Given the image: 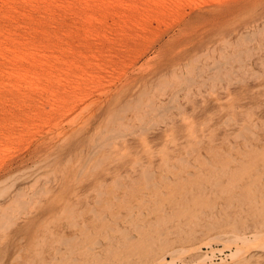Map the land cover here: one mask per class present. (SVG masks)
Wrapping results in <instances>:
<instances>
[{
    "label": "rangeland",
    "instance_id": "rangeland-1",
    "mask_svg": "<svg viewBox=\"0 0 264 264\" xmlns=\"http://www.w3.org/2000/svg\"><path fill=\"white\" fill-rule=\"evenodd\" d=\"M247 35L249 37H246ZM225 37L226 40L232 42V45H237V47L235 48L231 45L227 46L223 51L220 50L223 46L222 39ZM23 43H25V45ZM208 49H210L209 51L211 52L209 53L210 56L214 58L218 57V59L223 60V54L228 52V58H232L231 61L234 65L238 66L239 60L245 61L247 64L246 72L241 70H238L237 73L228 71L229 77L223 76L225 79L217 90L219 96L223 97L221 103H233L235 106L234 109L230 111H227L226 109L221 111L218 109L220 106H217L213 101H210L209 104L206 105V110L199 108L196 113H193L198 128L197 134L200 135L199 128L202 123L208 122V126L205 128L203 134H213L211 139L202 136L201 141L193 140L187 136V127L180 124L177 120L176 126L173 128V134L178 140L174 144L166 141L167 138L170 139L168 136V134L171 133L169 129L166 132H163L161 131L162 129L156 128L155 131L152 129L146 134L147 141H150L149 147L154 149V162L151 164V167L147 166V157L143 154L140 146L134 147L133 145L132 152L127 154L125 151L126 149L122 144L120 145V150L124 151L120 153H123L125 157L119 158L112 154L111 159L107 161L105 170L102 171L93 166V169H91V165L89 164L91 171L86 168L84 172H78V164L86 160L88 154L86 156L85 154L93 145L96 137L95 135L97 134L94 133L92 138H87L82 144H79L80 141L76 139L71 142H65L66 139H64L62 145L64 147L68 146L67 148H69V150L63 152L55 165H58L59 170H63L67 168V166L69 167L68 164H70L72 168L67 180L61 182L64 183V185L60 184L56 188H53L57 191L62 189L69 192L67 199H69V203L72 206H75L76 204V207L80 208L89 203L87 206L89 207L94 204V194L92 195V192H89V188H84L83 186L78 185L80 181L86 178L88 180L89 177L97 176L108 170L110 172L107 173L106 180L111 184L112 176L116 173L131 172L133 175H138L133 181L134 185H131V187L133 186V188L137 190L142 183L147 182L144 176L146 173L144 171H152V169L156 171L155 179L160 183H165V180H162L160 175L162 176L166 174L173 180H180L178 177L179 173H177L176 170L172 171L163 168L164 166L158 156V149L166 144L165 146L169 148L167 151L168 156H171L173 163H176L177 159L182 154H185V149H190L192 146H195L196 150L199 149L207 158L198 157L196 160L193 155L185 156V158L188 159L190 157L191 161L194 160L193 162L197 165V173L200 174L197 179L198 181L200 180L201 175L203 176V178L201 177V181L203 182L209 174L211 179L204 183L207 184L205 190L203 189V186H200L201 190L198 189V192L201 193L198 198H201L202 200L197 201L198 204H195V207L197 206L196 210H194L191 215L189 214L186 218L181 219L178 222L177 220H174L175 218L172 219L171 214L169 213V218L163 222L162 227L165 226L171 228L170 231H173L172 234L167 235L166 237L164 236L165 240L160 243L157 239L146 240L142 236H137L136 232L131 231V234L133 235L132 238L116 236L114 237L115 239H110L111 244L109 246L105 245L106 242L103 237L88 238L86 244L93 246L92 242L94 240L103 242L102 248H96L95 250L96 254L103 255L102 264H118L120 262H124V264H148L138 262L140 260L139 256L143 254V252V257L147 256L151 251L150 249L155 247L156 243L165 247L167 243L166 239L174 243L178 249H183L184 247L187 249L196 244L198 246V249L195 251L187 249L186 252H179L178 254L181 253V256L174 264H186V262L188 264V262L193 260L198 253L205 255L206 252V255L212 259L211 262L214 264H233V259H231L228 254L234 251L237 244V246L241 244L239 237L241 238V235H245L248 239H254L252 232L254 228H257V223H264V212L262 213L256 206H252L247 201V198H251V196L248 195L244 187L239 184L240 177L239 174H237L241 171V168L244 167V165H248L251 156H242L236 153V149L240 147L243 140V137H237L236 133L239 130L242 131L241 126H243V122L248 123V121L251 125L249 128L250 131L247 129L242 132L245 133V137L249 139L254 146H259V151L264 148V0H0V64H2L0 66V89L4 94L2 101L0 102L5 104L8 101L7 99H10L6 105H9L11 109L10 114L8 115L9 117L7 116L8 119L3 120V116L0 115V155L2 159L6 158L11 160L16 157V159H21V163H24V161L27 163H24V166L26 167L23 165L21 166L20 162L14 163L13 167H15H12L14 172L12 169L10 172L8 171L9 174L7 171L1 172L0 176L2 175L3 177L1 176L0 180L7 175H11L6 180L5 184L10 185L12 181H17V184H21L23 181L22 177L29 173L28 169L32 167L38 168V166L35 165L36 162L46 154L44 153L47 146L45 143H43L44 146H42V144L40 148L35 150L36 152H34V154H29L30 147L26 149L25 143L29 141L27 136L28 133H26L25 130H21L23 123L21 118L25 121L27 112H31V115L33 114L31 108H29L33 105V98L34 100H37L40 99L39 96H41L43 102L47 101L49 93L51 92H49V90L55 88L52 83L58 80L60 83H57L64 85V87L61 86L59 92L62 93L61 97H63V95L66 96L67 101H63V108L60 107V111L61 109H63L62 111L68 110V104L80 102L78 97L75 99L67 97L76 95L74 92L78 93L81 89H83V92H90V95L93 94V96H96L93 97L96 100V104L93 105V107L102 106V110H109V108H104L108 106L106 100L110 99L113 96L112 94L121 90L123 86L132 87L133 89L128 92V98L135 95V93H137L135 92L137 88L134 84L137 80L142 78L144 73L146 77L148 74L151 76L152 70L155 69L161 70L164 73H170V66L175 64L176 67L179 68V71L188 74L185 65L188 60L204 53V51H207ZM234 53H240V55L236 58ZM19 55L21 56L19 57ZM56 56L59 58L58 61ZM19 58L22 59L20 60ZM46 59L49 60L47 61ZM51 59H53V67H50L49 61H51ZM146 59H150V61H146ZM142 62L143 64H141ZM27 63H29L31 67H29ZM45 63H47V65H45ZM97 64H100V66H97ZM146 67L149 68L147 69ZM141 68H146L147 70L145 71ZM219 75H224V73H220ZM88 80L92 82L90 83ZM2 81L4 82L2 83ZM180 81L174 83L176 87L177 85L180 87ZM117 82L119 83L117 84ZM152 82L154 84L156 83L151 79V83ZM10 85L15 88L10 87ZM18 86L21 92L18 91L19 89L16 91ZM5 87H8L9 89L7 88V90ZM226 89L232 93V99L229 101L226 100ZM22 91L23 93L28 94V99L25 100L27 103L22 100ZM6 92H8V94ZM54 92H56V89H54ZM81 92L79 93L80 96L84 97ZM108 93L111 97H106L108 98L106 99L105 96L108 95ZM162 95L164 94L162 93ZM19 96H21V99ZM124 96H126V93ZM153 96L165 99V101L168 100L166 98L167 95L161 97L159 91H156ZM154 97L150 96V99ZM206 97L210 99V96L207 93ZM3 99L5 100L3 101ZM82 100L84 101V98H82ZM113 100L111 102H113ZM11 101H14V103L16 101L22 103L21 110L24 112L23 116L18 114L12 118V115L17 112L18 109L13 107L14 103ZM97 101L100 102L97 103ZM121 101L123 102V98L120 102H117V105L120 106L122 103ZM197 101L200 102L198 99L196 102ZM102 103L104 105H102ZM185 104L186 102L184 101L183 105ZM42 106L46 108V111L50 110V107L45 103ZM117 107L111 109L114 110ZM187 107L189 108L190 105H187ZM102 110L100 113H96V118L90 123L87 131L93 132L96 126L95 124L98 123V121L106 122L105 118L111 115V113L107 114ZM170 110L174 113L173 107H171ZM75 112L71 113L66 120L73 118ZM88 112L90 111H83L82 116L88 114ZM186 112L190 113V108L189 110H186ZM228 113H231L236 117L235 122H226ZM175 115H178V112L175 113ZM31 117L33 116L28 118ZM42 118L44 122L41 124H43V126L41 128L34 126L30 131H46L53 127V123H47L49 120L46 117ZM19 119L20 121L17 122ZM28 122L31 123L29 119ZM255 124L258 127L254 129ZM2 126L5 128L3 127L2 129ZM253 130L259 133L258 135L260 138L257 139L258 141L252 139ZM103 132L104 130L102 131V134ZM31 137L33 136L30 135V139ZM131 137L129 140H131ZM134 139V141L139 142L136 138ZM55 140H57L56 136ZM80 145L83 149V156H80L79 159L75 156L77 154L76 150ZM208 147H211L212 150L209 153L206 152ZM220 148H224V151H221L220 153L221 158L217 159V157H214L215 154L213 153V150ZM9 149H11L12 153ZM192 150L193 149H191L190 152H192ZM226 151H230V154L236 156L237 162H229V157L225 155ZM28 154L30 158H28ZM25 157L26 159H24ZM205 159L211 162L220 160V162L228 164L233 171V174H235H228L226 176H218L215 178V173L211 174V167L203 165L205 164ZM111 160L115 161L113 162ZM134 160H138L139 164L136 166L134 165V168H132L131 165ZM90 161L93 162L94 159L91 158ZM32 162L34 163L33 166H28L29 164H32ZM17 165H19V168L16 167ZM60 165H62V168ZM35 168L34 170H36ZM231 175L233 176L230 177ZM19 180L22 181L20 182ZM41 180L43 181L44 179L42 178ZM244 180H246V178ZM217 181H221V185L215 186ZM167 184L168 185L166 186H172L173 188L176 187L172 183ZM78 186L84 189L82 190L78 188ZM111 187L113 186L111 185ZM197 187L198 186H195V188ZM71 190L74 192L78 191L80 194L83 193L82 197L76 200L74 198L75 195L70 193ZM142 190H146V188L141 189V191ZM215 192L217 194H215ZM236 194H239V196H236ZM193 195H195V193ZM188 196L192 200L196 199L192 197V194H189ZM64 199L67 200L65 196ZM192 200L188 203H192ZM64 204L65 203H61L60 205L64 206ZM199 208H202L204 211L199 212ZM251 208H253L254 211L256 209V212L249 215ZM121 211L127 215L132 210L128 211V209L126 210L124 207ZM45 212L43 215L39 213V216L36 219L32 218V223L26 228L22 241H20V238H7L5 240L0 238V257L3 256L2 259H0V264H15L20 260H22L20 262L26 261V255H28V258H34V255H39L43 262L45 261L48 264H55L57 261L53 259V256L60 258V253L56 252L54 248L60 246L61 249H65L64 251L70 249L72 242L65 244L54 240L59 238V233L62 228L61 226H57L58 223L56 220H53V217L50 216L51 211L46 210ZM194 213L199 215V218L196 219V216L193 218L192 215H195ZM214 214L218 217L229 215L232 218L227 221V225H222V232L219 237L216 238L217 240L214 239L209 241L211 244L208 246L204 244L208 239L210 240L208 234L215 233L216 231L218 232L219 230V227L208 228V225L206 224L211 220L209 217ZM205 217L207 218L205 219ZM47 220L50 223H48ZM117 221L124 227L128 226V224L125 223V219L123 220L122 218H119ZM114 222L115 219L110 218L108 224ZM46 224L50 231L51 237L49 238L54 239L53 241H45L43 243L40 239L35 246L33 240L36 235L39 236L40 234L41 236H46L49 234V231L44 230ZM11 231L12 230L9 232L11 233ZM66 231V234L68 235L72 233V230L68 228ZM197 231L198 233H195ZM232 234L235 238L231 236ZM236 235H239L237 237L238 239L236 238ZM157 237L160 238L159 236H156V238ZM229 238L231 239L229 240ZM223 239L229 241L226 243ZM143 240L146 241L143 242ZM220 240L224 243H221ZM231 240L236 243H231ZM19 244H21L23 250L18 248ZM82 245L83 243H80V248L82 249H80L79 252H75V256L81 255V252L85 254L86 250ZM243 248L244 247H242L243 255L241 254V257L244 258L245 256L250 259V261H240L237 264H264V248ZM219 249H222L221 252L218 251ZM69 251H71V249ZM21 254L22 256L20 257ZM162 254L167 260L171 259L169 253L162 251ZM81 256L83 257L82 260H84V256ZM22 258H25V260ZM86 258L89 260L87 256ZM156 262L157 261L154 260L151 264H159ZM206 263L210 264L209 261ZM37 264L43 263L38 262Z\"/></svg>",
    "mask_w": 264,
    "mask_h": 264
},
{
    "label": "bare ground",
    "instance_id": "bare-ground-1",
    "mask_svg": "<svg viewBox=\"0 0 264 264\" xmlns=\"http://www.w3.org/2000/svg\"><path fill=\"white\" fill-rule=\"evenodd\" d=\"M124 15H126V14H124ZM90 26H92V25H90ZM116 33H118V32H116ZM245 34H246V32H245ZM246 37H249V36L247 35ZM23 44L25 45V43H23ZM222 44H223V46L220 48V50L223 51L226 49L227 46H231L232 42L226 40V37H225L222 39ZM232 46H234L235 48L237 47V45H232ZM19 47H21V46H19ZM152 50H150V51H152ZM209 50L210 49H208L207 51H204V53H201L198 56H195L194 58L188 60L187 64H185L187 67V70H188V74L187 73L185 74L184 72L179 71V68L176 67L175 64H172L170 66V73H167V72L164 73L163 71L156 70V69L152 70V72H151L152 75L150 74L151 76H149V74H148L146 77L144 75L145 74L144 73L142 78L137 80L136 83L134 84V86L136 85L137 90L135 92H137V93H135V95L131 96L130 98H128L129 95H127V94H128V92L132 91L133 89H132V87L130 88V87H124V86L121 90H118V92H115V94H112L113 95L112 97H111V95H109L110 92L108 93L109 96L104 95L105 98L111 97L110 99L106 98V99H108V100H106L108 106L104 107V108H109V110L107 109L108 112H107V110H102L103 109L102 106L93 107V105L96 104V100L93 97H96V96H93V94L90 95L91 94L90 92L89 93H87L86 91L83 92V89L79 90L78 93L74 92L76 95H72L70 97H67L70 99H73V98L75 99L78 97V99H80L79 103L68 104V108H69L68 110L62 111L63 109H61V111H60L59 110L60 107L63 108V105H62L64 103L63 101L64 100L67 101V99H66V96H64V95H63V97H61L62 93H60L59 91L61 90V86L64 87V85L59 84L60 81H58V80L56 82L52 83V85L55 87L54 89H56L57 93L54 92L53 88H51L49 90V92L50 91L51 92L49 93V97L47 98L46 102H43V98L41 96H39L40 99H37V100L36 99L34 100V98H33V101H32L33 105H31L29 107V108H31L33 114L31 115V112H27V116H26L25 121H23V118H21V120L23 122L22 126H21L22 127L21 130L22 131L25 130V132L28 133L27 136L29 138V141L25 142V143H26V149L28 147H30L29 148V152H30L29 154H31V153L34 154V152H36L35 150L40 148V146L43 143H45L47 146H46L45 151L44 150H41V151H44V153H46V154L41 159H39L38 161L34 159L35 161H37L35 165L38 166V168L37 167L36 168L35 167L29 168L28 169L29 173L26 174V176H23L22 177L23 179L21 178L23 180V181L21 180L22 181L21 184H17L16 183L17 181L16 182L12 181V183L10 185L5 184L6 180L11 176V175H7V172L8 171L10 172V170L13 167V164L20 162L21 159L20 158L16 159V157L12 158L11 160L6 159V158L2 159V157L0 155V173L7 171L6 172L7 176H5L3 179L0 180V238H2V240H5L7 238H12V239L20 238V241H22L23 235L26 232V228H28L30 226V224L32 223L31 222L32 218L36 219V218H38L39 213H41L43 215V213L46 210H48V211H51L50 216L53 217V220H56V222L58 223L57 226H61V228H62L61 232L59 233V238H57V239L49 238V237H51L50 231H49L48 225L46 224L44 230L49 231V234L46 236H41L38 233L39 236L36 235L34 237L33 244L36 246V243H38V240H40V239L42 240V243L45 241H53V239L55 241H58L59 243H65V244L68 242H72L70 245L71 251H69L70 249H68V251H64L65 249H61L60 246L57 248H54L56 252L60 253V258L53 256V259L55 261H57V262H55V264H102L103 255L96 254L95 250H96V248H102L103 242L99 241V240H94L92 242L93 246L92 245L89 246L86 244L87 243L86 240H88V238L103 237V239H105V242H106L105 245L109 246L111 244L110 239L112 238V240H113V239H115L114 237H116V236H122L125 238H132L133 235L131 234L132 233L131 231L136 232L137 236H142L146 240L157 239L158 241H160V243L165 240L164 236L166 237L167 235L172 234L173 231H170L171 228L165 227V226L162 227L163 222L169 218V216H168L169 213L171 214L172 219L175 218L174 220H177L178 222L181 219L186 218L189 214L191 215V213L194 212V210H196L197 206L195 207V204H198L197 201L202 200L201 198H198V196L201 195V193L198 192L199 190H201L200 186H203V189L205 190L207 184H204V183L210 181V179H211L210 174H209V176H206L204 174L206 176V180L204 182L201 181L203 178V176L201 175L200 180L198 181L197 179H198V176L200 174L197 173L198 172L197 171V169H198L197 165L193 162L194 160L191 161L190 157L188 159L185 158V156H192V155L196 158V160L198 157H205V155L199 149L196 150L195 146H192L190 149H185L184 150L185 154H182L177 159L176 163L175 162L173 163V161H172L173 159L171 158V156L170 157L168 156L167 151L169 148L165 146L166 144L164 146H162L160 149H158V153H159L158 156L161 159L162 165L164 166L163 168H166L168 170L170 169L172 171L176 170L177 173H179L178 177L180 178V180H173L172 178H169V175L166 174V175H162V176L160 175V178L162 180H165V183L164 182L160 183L158 180L155 179L156 171H154V169H152V171H149V170L144 171L146 173V175H144V176H145L147 182L142 183V185L137 190L134 189L133 186L131 187V185L133 184V181L138 177V175H135V174L133 175V173H131V172L130 173H116L114 176H112V183L111 184L109 182H107V180H106L107 179V173L110 172L108 170H107V172L105 171L106 173L104 172V173H101L97 176L89 177L88 180L86 178V179L82 180L83 182L80 181L78 183V185H81L84 188H89L90 189L89 192H92L91 193L92 195L94 194L93 195V203L94 204H92L89 207H87L89 203H87L86 206H82L80 208H77L76 204H75V206H72L69 203V199H67V195L69 194V192H67L66 190H62V189H59L57 191L53 188V187L56 188L60 184L64 185V183H61V182L63 180L64 181L67 180V178L69 177V174L71 172V168H72L71 165L68 164L69 167L67 166V168H65L63 170H59L58 165H55V164L57 163L59 157H61L63 152L69 150V148H67L68 146L64 147L62 145V142H64V139H66L65 142H68V141L71 142L72 140L76 139V140L80 141L79 144H82V142H84V140H86L87 138H92L94 133H96L97 135H95L96 137L94 139L93 145L90 147V149L85 154V156L88 154L86 156V160L83 159L84 161L80 162V164H78V167H79L78 172H82V171L84 172V170L86 168H88V170L91 171V169H93V167L97 168V169H101L102 171L105 170V166L107 164V161L109 159H111L112 154L118 156L119 158L125 157V155L123 153H120V152L124 151V150L123 151L120 150V148H121L120 145H122V144L124 145V148L126 149L125 151L127 152V154L132 152L131 150L133 149L132 148L133 145H134V147L140 146L143 154L147 157V159H146L147 166L151 167V164L154 162V159H153L154 158V156H153L154 149L152 147H149L150 141L149 140L147 141L146 134L149 132V130L154 129V131H155L156 128L162 129L161 131H163V132H166L169 129V131L171 132L170 134H168L170 139L167 138L166 141L174 144L178 140V138L173 134V128H175L177 120L180 122V124L185 125V127H187V129H186L187 130V136L192 138L193 140L201 141L202 136L206 137L207 139H211L213 134H211V133H209L208 135L203 134L205 132V128L208 126V122L202 123V125L199 128L200 135L197 134L198 128H197V123L195 120V115L193 113H196L199 108L206 110V105L209 104L210 101H213L217 106H220L218 109L221 111L225 110V109L227 111L234 109L235 106L233 105V103H229V102H227L225 104L221 103V100L223 97L219 96L217 90L219 89L218 87H220V85H222L223 80L225 79L223 76L229 77L228 71H231L233 73H237L238 70L246 72L247 64L245 61L239 60L238 66L234 65V63H232V61H231L232 58H228V54H229L228 52L223 54V57H224L223 60L218 59V57L214 58V57L210 56L209 53H211V52ZM234 55H236V58H237L238 55H240V53H234ZM20 56L21 55H19V57ZM145 56H148V55H145ZM56 58H58V56H56ZM46 60L48 61L49 59H46ZM52 60L53 59H51V61H49L50 67H53V65H54ZM58 60H59V58L57 59V61ZM23 61H24V59H23ZM146 61H150V59H148V60L146 59ZM27 64L29 65V63H27ZM141 64H143V62ZM1 65L2 64H0V66ZM45 65H47V63H45ZM74 66H76V65H74ZM97 66H100V64H97ZM102 66H105V65H102ZM22 67H24V66H22ZM29 67H31V66L29 65ZM135 67H136V65H135ZM141 67H142V65H141ZM146 68L145 69L141 68V69H144L146 71L149 67L147 69ZM16 70H17V68H16ZM48 70H50V69H48ZM127 70H129V69H127ZM125 72H126V70H125ZM139 72H140V70H139ZM131 73H132V71H131ZM220 73H224V75H219ZM9 74H10V72H9ZM244 74H246V73H244ZM151 79H153L156 83L155 84L153 82L151 83ZM69 81H70V79H69ZM178 81H180V87H178V85L176 87L174 84V83H177ZM3 82L4 81H2V83ZM57 82H59V83H57ZM88 82L91 83L92 81L88 80ZM118 83L119 82H117V84ZM15 84H13V85H15ZM69 84H71V83H69ZM72 84H74V83H72ZM4 85H6V84H4ZM20 86H21V84H20ZM134 86H133V88H134ZM10 87H14V86L10 85ZM22 87H23V85H22ZM93 87H96V86H93ZM112 87H114V86H112ZM17 89H19V86H18V88H16V91H17ZM18 91H20V89ZM108 91H109V89H108ZM156 91H159V94L161 95V97L164 95H167L166 98L168 100L165 101V99H161L160 97H154L153 95ZM80 92L84 95V97L80 96V94H79ZM6 93L8 94V92H6ZM125 93H126V96H124ZM162 93L164 95H162ZM206 93L209 94L210 99H208L206 97ZM226 93H227L226 94L227 95L226 100L229 101L230 99H232V93H230V91L228 89H226ZM122 94H124V95H122ZM3 95L4 94L2 93V90L0 89V98H1L0 101H2ZM5 96L8 97L7 95H5ZM21 96H22V100H24V101L26 99H28V94L23 93V91L21 93ZM21 96H19L20 99H21ZM150 96H152L154 98L150 99ZM82 98H84V101L82 100ZM100 98L102 99L101 96H100ZM122 98H123V102L121 101L122 103L120 104V106L117 105V102H120V100ZM147 98H148V100H147ZM156 99H157V101H156ZM197 99L200 100V102H198V101L196 102ZM4 100L5 99H3V101ZM7 100L9 101L10 99H7ZM85 100H86V102H85ZM112 100H113V102H111ZM144 100H147V101H144ZM8 101L5 104L0 102V115L3 116V117L1 116L3 120L8 119L7 116L10 114V110H11L10 106L6 105V104H8ZM74 101H76V100H74ZM184 101L186 102L185 105H183ZM11 102L14 103V101H11ZM99 102L97 101V103H99ZM44 103L50 107L49 111H46V108L44 106H42V105H44ZM82 104H84V105H82ZM102 105H104V104L102 103ZM187 105H190V107H189L190 113L186 112V110H189ZM13 107L18 109V111L12 115V118L18 114L23 116L24 112L21 110L22 103L16 101L14 103ZM114 107H117V108L114 110L111 109ZM171 107L174 108V113L171 112V110H170ZM101 110L107 114L111 113V115H109L105 118L106 122L98 121V123L95 124L96 126H95V130H93V132L87 131L90 123L96 118V113H100ZM83 111L84 112L90 111V112H88V114L82 116ZM60 112H62V113H60ZM73 112H75L74 117L70 118V120H66L70 116V114ZM177 112H178V115H175V113H177ZM236 112H238V111H236ZM43 114H45V115H43ZM30 116H33L34 118L33 117L28 118ZM42 117H46L49 120L47 123H49V122L53 123V125H52L53 127L49 128L46 131H40V130H38V131L37 130H34V131L31 130L30 131V129L34 126L38 127V128H41L43 126V124H41L42 122H44ZM28 119L31 121V123L28 122ZM19 121H20V119L17 120V122H19ZM235 121H236V117L233 114L228 113V117L226 119V122H235ZM6 122H7V120H6ZM11 122H13V121H11ZM250 126L251 125H250L249 121H248V123L243 122V126H241V129H242V131H246L247 129L250 131V129H249ZM3 127L4 126H2V129H3ZM257 127L258 126L255 124L254 129ZM103 130H104V132L102 134ZM242 131L239 130L236 133L237 137H243V140L241 142L240 147L236 149L237 150L236 153L239 155H242V156L247 155V156H249V157L251 156V157H250L248 165H244V167L241 168V171H239V173H237V174H239V177H240L239 178L240 179L239 184L242 185L244 187V189L246 190V193L251 196V198H247V201L252 206H254V207L256 206L257 209H259L263 213L264 212V148H262L259 151V149H260L259 146L258 145L254 146L252 144V142H250V140L245 137V133H243ZM12 132H14V131H12ZM258 134H259L258 132L253 130L252 131V139L253 140L256 139V141H258L257 139L260 138V136ZM30 135L33 136V137H31V139H30ZM55 136L57 137V140H55ZM130 137H131V140H129ZM134 138L139 140V142L134 141L135 140ZM52 140H53V142H52ZM224 141H226V140H224ZM20 143H23V142H20ZM196 143H199V142H196ZM189 144H190V142H189ZM42 146H44V144ZM80 147H81V145H80ZM80 147L76 150V153H77L75 156L76 158L83 156L82 155L83 149H82V147L81 148ZM26 149H25V151H26ZM191 149H193L192 152H190ZM9 151L11 152V149H9ZM211 151H212L211 147L210 148L208 147L206 149L207 153H209ZM221 151H224V148L213 150V153L215 154L214 157H217V159H220L221 158L220 157ZM229 152L230 151L225 152V155L227 157H229L228 161L229 162H237L236 156H233ZM0 154H1V152H0ZM14 154H11V155H14ZM29 154H28V156H29ZM131 155H133V154H131ZM10 157H8V158H10ZM12 157H14V156H12ZM28 158H30V156ZM91 158L94 159L93 162L90 161ZM205 158H207V157H205ZM24 159H26V157ZM111 161H113V160H111ZM33 162H32V164H29L28 166H30V165L33 166V164L35 163V162L34 163ZM24 163H25V161H24ZM24 163L20 162L21 166L22 165L24 166ZM25 164H27V163H25ZM89 164L91 165V169H90ZM137 164H139V161L134 160L131 167L134 168V165L136 166ZM203 165L204 166L207 165V166L211 167V174L215 173L214 174L215 178H217L218 176H224V175L226 176L228 174H233V171L230 169V166L226 163L220 162V160L211 162V161L205 159V164H203ZM18 166L19 165H17L16 167H18ZM60 166L62 168V165H60ZM24 167H26V166H24ZM34 168L36 170H34ZM24 169H26V168H24ZM13 170L14 169H12V171ZM144 170H146V169H144ZM28 171H25V172H28ZM218 171H220V172H218ZM9 172H8V174H9ZM50 172H52V173H50ZM216 172H218V173H216ZM18 174H16V175H18ZM233 175H231L230 177H232ZM42 178L44 179L43 181L41 180ZM245 178H246V180H244ZM78 180H80V179H78ZM170 181H173V182H170ZM167 183H169V184L172 183L176 187L173 188L172 186L171 187L166 186V185H168ZM222 184H224V183H222ZM111 185L113 187H111ZM219 185H221V181H217L215 186H219ZM195 186H198V187L195 188ZM78 188H80L82 190L84 189V188L79 187V186H78ZM143 188H146V190L141 191V189H143ZM194 188H195V190H194ZM84 192H86V191H84ZM196 192H198V193H196ZM70 193H72V195H75L74 198L76 200L80 199L82 197V194H83V193L80 194V192H78V191L74 192L72 190L70 191ZM194 193H195V195H193ZM148 194H150V195H148ZM189 194L190 195L192 194V197L196 198V199L192 200L188 196ZM215 194H217V193L215 192ZM64 196L66 197L67 200L64 199ZM236 196H239V194H236ZM191 200H192V203H188ZM61 203H65L64 206H61L60 205ZM252 206H250V207H252ZM124 207L126 210L128 209V211H131V210L132 211L129 212L127 215H125L121 211ZM199 209H200L199 212L204 211L202 208H199ZM255 212H256V209L254 211L253 208H251V212H249V215H251ZM195 216H196V219L199 218V215H196V214L192 215L193 218ZM110 218L115 219V222L108 224L110 222ZM119 218H122L123 220L125 219V223L128 224V226L124 227L121 223H119L117 221V219H119ZM206 218L207 217H205V219ZM209 218L212 221L210 220L209 222L206 223L208 225L207 227L208 228L219 227V230H218V232L216 231L215 233L208 234V237L210 238V240L208 239V241H206L204 243L208 246L211 244V242H209V241H212V240L219 237L220 233L222 232L221 231L222 225H227V223H228L227 221L229 219H231L232 217L229 215L218 217L216 214H214V215L210 216ZM48 223H50V222L48 221ZM257 224H258L257 228H254V230L252 232L254 239H250V238L248 239L245 237V235H241L242 237L241 238L239 237V239L241 240L240 241L241 244H239V246H237L238 245L237 244L235 246V248L233 247L234 251L231 252L230 254H228V256H230L231 259H233V264H237L240 261H246V262L250 261V259H248L245 256H244V258L241 257L242 247H244L246 249L247 248L249 249L251 247L252 248H254V247L264 248V223L259 224V222H258ZM34 228H35V226H34ZM67 228L72 230V233H70V235L66 234ZM130 228H132V229H130ZM10 230H12L11 233L9 232ZM195 233H198V231ZM32 235H34V234H32ZM156 236H159L160 238H158V237L156 238ZM231 236H233V234ZM238 236L236 235V238ZM233 237L235 238V236H233ZM226 239H227V237H226ZM226 239H223V241L227 243L231 238H229V240H227V241H226ZM146 240H143V242ZM166 240H167V243H166L165 247H162V246H160V244L156 243L155 247H152L150 249L151 251L147 256L143 257L144 252H143V254H141L139 256L140 260L138 262H144V263L151 264V263H153L154 260H156L157 261L156 263H159V264H174L176 262V260L181 256V253L178 254L179 252H182V251L186 252L187 249L188 250L190 249L192 251H195L198 249L197 244L193 245L187 249L185 247L183 249L182 248L178 249L174 243L170 242V240H168V239H166ZM30 241H32V240H30ZM121 241H122V238H121ZM223 241H221V243ZM80 243H83L82 246L86 250L85 254L82 252L80 253L81 255L84 256V260H82L83 257L81 255H79V256L74 255L75 252H79L80 249H82V248H80L81 247ZM202 243H203V241H202ZM231 243H236V242H232V240H231ZM63 247H64V245H63ZM18 248L20 250H23L21 244L18 245ZM25 248H26V245H25ZM104 248H105V246H104ZM118 248H119V246H118ZM199 248H200V246H199ZM221 250L222 249H219L218 251L221 252ZM162 251L169 253L171 256V259L167 260L165 257H163ZM71 254H73V255H71ZM206 254H207V252H206ZM206 254L202 255V254L198 253L193 260L188 262V264H204L207 261H209L210 264H214L211 262L212 259H210ZM213 254H214V252H213ZM261 255H262V252H261ZM21 256H22V254L20 255V257ZM34 256H35L34 258H30V257L28 258V255H26L25 256L26 261L20 262V261H22V260H20V261H17L15 264H37L38 262L39 263L42 262L43 264H48L45 261L44 262L42 261L41 256H39V255H34ZM86 256L89 258V260L86 258ZM2 257H0V259H2ZM25 258H22V259L25 260ZM225 259H226V257H225ZM120 263H122V262H120ZM120 263H118V264H120ZM122 264H124V262ZM186 264H187V262H186Z\"/></svg>",
    "mask_w": 264,
    "mask_h": 264
}]
</instances>
